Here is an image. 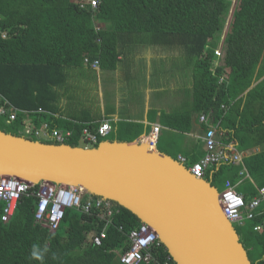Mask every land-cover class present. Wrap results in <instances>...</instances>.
Masks as SVG:
<instances>
[{
    "label": "trees",
    "instance_id": "1",
    "mask_svg": "<svg viewBox=\"0 0 264 264\" xmlns=\"http://www.w3.org/2000/svg\"><path fill=\"white\" fill-rule=\"evenodd\" d=\"M96 1L93 8L92 0H0V93L23 109L58 112V88L71 70L84 64L85 57L111 69L121 46L151 44L178 53L180 66L192 71V109L163 113L164 125L187 133L198 124L197 138L204 145L200 159L207 153L203 135L208 124L216 126L222 145L233 143L243 158L238 164L221 163L211 178L213 185L220 191L232 186L247 203L260 197L264 187V0ZM220 45L222 54L217 56L215 49ZM202 113L208 123L200 121ZM22 119L20 114L8 122L0 115V130L20 136ZM35 120L74 129L67 143L79 146L84 123L46 115ZM121 127L123 135L144 131L139 123H121ZM108 135L103 139H112ZM200 159L185 163L190 166ZM37 189L35 185L32 195L19 199L9 221L1 219L4 203L0 201V264H122L120 256L130 249L128 233L143 224L135 214L113 202L118 210L114 225L106 228L107 237L96 245L90 236L100 233L104 222L95 211L67 209L55 232L37 224ZM263 222L264 199L254 217L235 225L253 264H264V229H256ZM157 252L160 259L169 255L164 245Z\"/></svg>",
    "mask_w": 264,
    "mask_h": 264
},
{
    "label": "water",
    "instance_id": "2",
    "mask_svg": "<svg viewBox=\"0 0 264 264\" xmlns=\"http://www.w3.org/2000/svg\"><path fill=\"white\" fill-rule=\"evenodd\" d=\"M96 147L56 144L0 130V175L81 187L149 224L177 264H253L220 204V190L149 134Z\"/></svg>",
    "mask_w": 264,
    "mask_h": 264
},
{
    "label": "crops",
    "instance_id": "3",
    "mask_svg": "<svg viewBox=\"0 0 264 264\" xmlns=\"http://www.w3.org/2000/svg\"><path fill=\"white\" fill-rule=\"evenodd\" d=\"M119 50L114 68L83 64L69 72L66 81L58 88L57 113L61 119L92 124L109 120L112 130L108 136L120 141L144 139L155 124H160L156 149L171 156L181 155L189 164L196 157L200 159L204 145L201 146V140L197 138L201 133L197 129L199 125L183 133L162 121L163 113L192 109V71L180 66L178 53H167L168 50L155 45L121 46ZM175 67L181 69V74ZM181 94L186 101L184 104L180 101ZM127 122L142 124L144 131L123 135L121 123ZM52 141L49 143L60 144ZM218 169V166L208 169L205 178L211 180Z\"/></svg>",
    "mask_w": 264,
    "mask_h": 264
},
{
    "label": "built area",
    "instance_id": "4",
    "mask_svg": "<svg viewBox=\"0 0 264 264\" xmlns=\"http://www.w3.org/2000/svg\"><path fill=\"white\" fill-rule=\"evenodd\" d=\"M91 4L95 8L97 1L92 0ZM215 54L221 56L222 50L220 46L215 49ZM84 64L97 68L99 61H91L89 57H85ZM20 114L23 115L21 132L29 134L30 137L52 139L57 143H66L75 134L74 129L60 128L48 120H44L40 125H37L34 122L36 114H44L58 119H60V116L43 108L36 110L22 109L0 93V115L6 117L8 122H11L17 120ZM200 121L208 123V116L202 113ZM160 129V124H155L152 127L148 138L151 146L156 147ZM111 130L112 126L109 120H103L97 126H93L91 122L84 123L80 134L82 146L89 148L97 145ZM203 139L205 140L207 153L197 163L187 166L196 177L204 178L208 169L224 162H234L235 164L242 162L243 155L236 150L233 143L222 145L218 140L216 126L210 127V124H208V129L204 133ZM178 160L185 163L186 158L179 155ZM35 185L38 186L37 192L34 194L38 198L35 214V222L37 224L48 228L51 232H55L59 228L67 209H76L87 214H92V211H95L99 221L104 222V228L100 233H94L91 236V240L96 245L102 244L107 237L106 228L114 225L113 217L118 210L114 207L111 200L88 194L86 196L88 198L85 199L86 192L78 186L54 184L46 181L34 184L17 177L0 175V201L4 203L1 214L3 221L12 219L19 199L24 195H32L33 192H30V189ZM262 199H264V187L260 189V197H254L247 203L242 194L238 193L232 186H228L224 191L220 192L219 201L223 212L229 220L243 224L245 219L254 217V211ZM118 229L122 230L123 227L120 226ZM256 229L263 230L264 222L257 225ZM128 238L130 249L120 256L121 263L142 264L143 262L155 261L159 264H177L171 255L165 256L162 261L159 260L157 251L163 243L157 232L149 224L143 223L139 227L133 228L128 233Z\"/></svg>",
    "mask_w": 264,
    "mask_h": 264
},
{
    "label": "clouds",
    "instance_id": "5",
    "mask_svg": "<svg viewBox=\"0 0 264 264\" xmlns=\"http://www.w3.org/2000/svg\"><path fill=\"white\" fill-rule=\"evenodd\" d=\"M22 109H23V108H22ZM38 109H39V108H38ZM43 109H44V108H43ZM35 110H36V109H35ZM46 110H47V109H46ZM49 111H50V110H49ZM52 112H53V111H52ZM55 113L58 114L57 112H55ZM43 115H44V114H36V117H37V116H38V117H39V116H43ZM58 115H59V114H58ZM19 116H20V115H19ZM21 116H23V115L21 114ZM46 116H47V115H46ZM59 116H60V119H61V118H62L61 115H59ZM36 117H35V118H36ZM47 117H51V116H47ZM5 118H6V117H5ZM18 118H19V117H18ZM35 118H34V122L36 123ZM52 118H53V117H52ZM6 119H7V118H6ZM57 119H58V118H57ZM22 120H23V119H22ZM14 121H15V120H14ZM43 121H44V120H43ZM48 121H50V120H48ZM11 122H12V121H11ZM41 122H42V121H40L39 124H37V123H36V124H37V125H40ZM73 123L76 124V122H73ZM77 124H78V122H77ZM55 126H57V125H55ZM21 135H22V136H25V135H23L22 132H21ZM25 137H27V138H32V139H33V138H36V137H30V136H29V137H28V136H25ZM41 139H42V138H37L36 140H40V141H42ZM33 140H35V139H33ZM103 140H104V139H103ZM103 140H101V141H103ZM101 141H100V142H101ZM44 142H45V141H44ZM54 142H55V141H54ZM67 142H68V141H67ZM67 142H66V143H60V144H68ZM82 145H83V143H82ZM82 145H79V146H82ZM97 145H98V144H97ZM97 145H95V146H93V147H96ZM82 147H83V146H82ZM89 148H92V147H89ZM237 151H238V150H237ZM240 153H241V152H240ZM241 154L243 155V153H241ZM177 158H178V157H177ZM185 164H186V163H185ZM186 166H187V165H186ZM216 166H219V165H216ZM213 167H214V166H213ZM205 174H206V173H205ZM17 178H18V177H17ZM204 178H205V177H204ZM19 179H20V178H19ZM84 191H85V190H84ZM85 192H86V191H85ZM220 192H222V191H220ZM86 193H87V192H86ZM89 195H91V194H89ZM92 196H93V195H92ZM95 197H96V196H95ZM3 208H4V206H3ZM228 219H229V218H228ZM230 221H231V220H230ZM231 222H232V221H231ZM232 223H233L234 225L238 224V223H236V222H232ZM90 239H91V236H90ZM162 246H163V245H162ZM164 247H165V246H164ZM165 248H166V247H165ZM166 249H167V248H166ZM167 251H168V250H167ZM168 253H169V252H168ZM33 255H36V253L34 252ZM169 255H170V254H169ZM166 256H167V255H166ZM163 258H164V256H163L161 259L159 258V260L162 261ZM149 262H150V261H149ZM153 262H155V261H153ZM122 264H123V263H122Z\"/></svg>",
    "mask_w": 264,
    "mask_h": 264
},
{
    "label": "rangeland",
    "instance_id": "6",
    "mask_svg": "<svg viewBox=\"0 0 264 264\" xmlns=\"http://www.w3.org/2000/svg\"><path fill=\"white\" fill-rule=\"evenodd\" d=\"M234 3H235V1H234ZM230 14H231V12H230ZM229 20H230V16L228 17V21H229ZM225 31H226V30H225ZM224 34H225V33H224ZM220 44H222V39H221V41H220ZM220 47H221V45H220ZM175 66H179V65L176 64ZM175 69L180 70L179 73L181 74V72H182L181 69L176 68V67H175ZM184 81H185V80H184ZM183 97H184V95H183ZM180 98H181L180 101L182 100L181 103L184 104L186 101H184V100L182 99V94L180 95ZM23 135H26V136H28V137L30 136L29 134H23ZM79 145H82V142H79ZM187 164L189 165V163H187ZM87 194L89 195V193H86V195H85V199L88 198V197H86V196H88Z\"/></svg>",
    "mask_w": 264,
    "mask_h": 264
},
{
    "label": "bare ground",
    "instance_id": "7",
    "mask_svg": "<svg viewBox=\"0 0 264 264\" xmlns=\"http://www.w3.org/2000/svg\"><path fill=\"white\" fill-rule=\"evenodd\" d=\"M150 146V148H154L153 146H151V145H149Z\"/></svg>",
    "mask_w": 264,
    "mask_h": 264
}]
</instances>
